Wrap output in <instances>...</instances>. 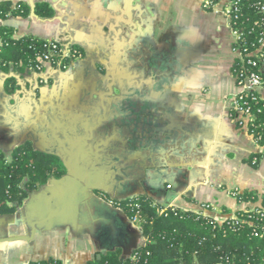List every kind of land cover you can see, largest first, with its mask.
I'll list each match as a JSON object with an SVG mask.
<instances>
[{
  "label": "crops",
  "instance_id": "obj_1",
  "mask_svg": "<svg viewBox=\"0 0 264 264\" xmlns=\"http://www.w3.org/2000/svg\"><path fill=\"white\" fill-rule=\"evenodd\" d=\"M12 1L29 13L0 25L16 37L57 39L64 53L78 45L84 55L63 66L44 61L39 72L0 69V148L9 153L30 139L66 167L0 215V264H86L116 249L132 257L145 239L115 199L145 193L195 210L209 203L223 219L252 206L233 189L264 194V155L258 166L246 161L261 147L230 116L241 87L221 2ZM38 1L55 14L34 13Z\"/></svg>",
  "mask_w": 264,
  "mask_h": 264
},
{
  "label": "trees",
  "instance_id": "obj_2",
  "mask_svg": "<svg viewBox=\"0 0 264 264\" xmlns=\"http://www.w3.org/2000/svg\"><path fill=\"white\" fill-rule=\"evenodd\" d=\"M264 0H232L229 22L237 31L233 43L238 55L232 72L236 83L250 72L264 77ZM35 12L42 17L55 14L47 1L34 4ZM27 3L0 0V19L10 15H27ZM0 69L28 73L43 69L40 57L50 54V62L61 66L71 62L84 51L71 45L67 53L51 52L42 37L26 34L14 35L11 26L0 25ZM262 54V56H260ZM256 60V64L248 63ZM14 77L6 79L7 92L13 90ZM241 107H249L253 120L248 132L253 135L261 150L246 159L258 166L264 155V95L257 90H242L238 96ZM232 117L241 116L239 109L231 108ZM236 126H243L235 122ZM66 173L63 160L56 153L44 151L25 139L11 148L9 153L0 148V215L11 214L32 192L49 179ZM231 194L238 202H250L238 208L233 215L216 218L203 208L186 209L164 206L145 193L116 202L129 217H137L144 244L139 246L135 258L125 256L119 249L108 251L86 264H264V194L244 189H233ZM222 211H227L222 206ZM29 264H62L60 259L34 260Z\"/></svg>",
  "mask_w": 264,
  "mask_h": 264
},
{
  "label": "built area",
  "instance_id": "obj_3",
  "mask_svg": "<svg viewBox=\"0 0 264 264\" xmlns=\"http://www.w3.org/2000/svg\"><path fill=\"white\" fill-rule=\"evenodd\" d=\"M220 2L222 4V11L229 20V17L231 14V9H232V0H203L202 6L206 9H210V8H213L217 3H220ZM262 10L264 11V5H262ZM233 31H234L235 38H236L237 31H235L234 29H233ZM45 40H46L45 45H47L50 48V50H52L51 52H55V51L58 52V51L62 50L61 43L59 40L51 39V38L45 39ZM260 56H262V54H260ZM40 60L42 62H44V61L50 62L51 61L50 60V54H44L43 56L40 57ZM248 63L256 64V60L248 59ZM41 70L42 69L39 68L38 70H33V72H39ZM238 85L241 87V90L233 98L232 108L239 109V111L241 112V116L232 117L231 112H230V116L235 122L238 120V122L243 126V128L247 130L249 122L253 120V117H252V115H250L249 107L244 108V107L240 106L239 101H238V96L242 90H253L254 89V90L259 91V88L264 89V77H262L261 75H259L256 72H250L242 79V81ZM212 208H213V206L211 204L204 205L205 211L210 210ZM131 218L134 221L135 220L138 221L136 216L131 217ZM132 258H135V254L132 255Z\"/></svg>",
  "mask_w": 264,
  "mask_h": 264
},
{
  "label": "rangeland",
  "instance_id": "obj_4",
  "mask_svg": "<svg viewBox=\"0 0 264 264\" xmlns=\"http://www.w3.org/2000/svg\"><path fill=\"white\" fill-rule=\"evenodd\" d=\"M209 211H211L210 213H212L214 216L221 218L219 212L214 207L210 209Z\"/></svg>",
  "mask_w": 264,
  "mask_h": 264
},
{
  "label": "water",
  "instance_id": "obj_5",
  "mask_svg": "<svg viewBox=\"0 0 264 264\" xmlns=\"http://www.w3.org/2000/svg\"><path fill=\"white\" fill-rule=\"evenodd\" d=\"M32 5H33V12L35 13V7H34V4H32ZM98 257H100V255H99Z\"/></svg>",
  "mask_w": 264,
  "mask_h": 264
}]
</instances>
